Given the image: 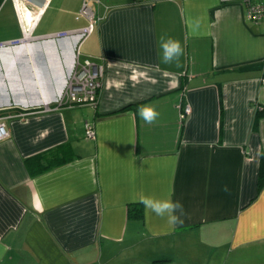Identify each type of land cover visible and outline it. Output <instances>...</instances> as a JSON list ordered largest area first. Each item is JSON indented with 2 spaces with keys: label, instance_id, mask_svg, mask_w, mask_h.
Here are the masks:
<instances>
[{
  "label": "crops",
  "instance_id": "crops-1",
  "mask_svg": "<svg viewBox=\"0 0 264 264\" xmlns=\"http://www.w3.org/2000/svg\"><path fill=\"white\" fill-rule=\"evenodd\" d=\"M91 2L0 0V264H264V18ZM76 61L102 68L95 105L57 103Z\"/></svg>",
  "mask_w": 264,
  "mask_h": 264
},
{
  "label": "built area",
  "instance_id": "built-area-1",
  "mask_svg": "<svg viewBox=\"0 0 264 264\" xmlns=\"http://www.w3.org/2000/svg\"><path fill=\"white\" fill-rule=\"evenodd\" d=\"M100 2V0H95ZM246 2V17L253 21H258L264 18V0H245ZM81 13L91 19L93 12L87 10L86 1L84 0ZM90 26L79 30L75 35H79L80 39L85 37L91 30ZM72 35L71 33L62 34L60 36ZM101 66L86 61L83 64H79L77 61L74 63L71 69L62 93L57 99L58 104H64L67 106H78L84 104L95 105L97 103V91L101 85ZM180 110V119H183L186 114L190 112L188 105L177 106ZM8 132L5 127V123L0 116V139L7 136ZM86 135L92 136L93 130L90 125L86 124Z\"/></svg>",
  "mask_w": 264,
  "mask_h": 264
},
{
  "label": "clouds",
  "instance_id": "clouds-1",
  "mask_svg": "<svg viewBox=\"0 0 264 264\" xmlns=\"http://www.w3.org/2000/svg\"><path fill=\"white\" fill-rule=\"evenodd\" d=\"M161 48L163 51L162 60L164 63L178 62L183 52L180 42L172 38L166 40L162 38ZM138 112L140 117L149 124L153 123L159 115L156 109L151 106H143L138 109ZM173 207L182 211V205H180L179 202H176Z\"/></svg>",
  "mask_w": 264,
  "mask_h": 264
},
{
  "label": "rangeland",
  "instance_id": "rangeland-1",
  "mask_svg": "<svg viewBox=\"0 0 264 264\" xmlns=\"http://www.w3.org/2000/svg\"><path fill=\"white\" fill-rule=\"evenodd\" d=\"M85 1H86L87 10H91V6L93 5V3L91 2L92 0H85ZM201 242H203V241H201ZM201 242H199V243H201ZM202 245L204 246L205 243ZM197 247H199V246H197ZM127 258H128V256H125L124 258L121 259V257L118 256V258L114 262H112L111 264H129V260Z\"/></svg>",
  "mask_w": 264,
  "mask_h": 264
},
{
  "label": "trees",
  "instance_id": "trees-1",
  "mask_svg": "<svg viewBox=\"0 0 264 264\" xmlns=\"http://www.w3.org/2000/svg\"><path fill=\"white\" fill-rule=\"evenodd\" d=\"M32 160L36 161L37 158H34ZM261 172H264V160H261L260 162V172H259L260 174L258 175L259 182L262 181V179H264V174H262Z\"/></svg>",
  "mask_w": 264,
  "mask_h": 264
}]
</instances>
